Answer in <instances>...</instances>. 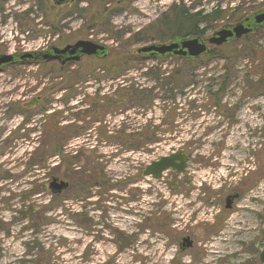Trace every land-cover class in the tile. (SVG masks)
Listing matches in <instances>:
<instances>
[{
	"label": "rangeland",
	"instance_id": "374dc122",
	"mask_svg": "<svg viewBox=\"0 0 264 264\" xmlns=\"http://www.w3.org/2000/svg\"><path fill=\"white\" fill-rule=\"evenodd\" d=\"M263 10L264 0H0V56L43 53L78 41L104 45L109 55L126 45L133 56L145 46L170 42L162 22L179 11L207 18L201 25L206 43L222 27ZM214 13L222 20L212 18ZM256 33L264 45V27ZM108 57H84L64 66L26 62L0 72V264H261L264 95L247 60L240 59L237 77L221 107L214 108L207 90L218 83L223 63L196 70L187 79L189 86L175 90L173 97L160 88L165 78L154 75L172 76L182 59L143 56V63H129L113 80L103 78L113 74L103 69ZM131 87L153 89L152 106L125 101L126 92L120 90ZM117 98L122 101L116 104ZM27 117L28 124L21 126ZM49 122L64 129L59 137H75L66 146L69 152L101 157L114 188L92 190V198L79 202L68 191L50 212L54 221L36 236L19 215L18 195L45 184L47 192L34 196L33 203L43 207L52 199L48 177L62 171L58 160L41 171L27 166V154ZM146 126L155 128L160 140L144 151L101 142L119 131L137 135ZM180 150L189 156L184 176L142 177L151 162ZM7 170L12 177L1 180ZM230 192L241 199L226 213L224 199ZM80 211L88 214L87 226L71 219L70 212ZM221 215L225 221L217 227ZM255 215L261 218V234L253 230ZM189 235L193 246L182 250V239Z\"/></svg>",
	"mask_w": 264,
	"mask_h": 264
},
{
	"label": "trees",
	"instance_id": "16d2710c",
	"mask_svg": "<svg viewBox=\"0 0 264 264\" xmlns=\"http://www.w3.org/2000/svg\"><path fill=\"white\" fill-rule=\"evenodd\" d=\"M215 17L217 21L222 20L218 13L212 14V18ZM207 23V18L201 16V14L190 15L188 12L179 11L171 19H165L162 22V30L169 33V39H184L189 37H200L204 35V30L201 25ZM261 30V29H260ZM259 30V31H260ZM258 32V31H257ZM256 34L249 35L240 41H230L228 44L222 47H215L211 51L194 60L182 59L180 61L181 66L170 74L154 75L157 80L164 79L166 83L160 85V88H166L169 93L173 95L174 91L186 89L191 81L187 79H193V74L201 67H207L211 62H220L224 66L222 68L223 73L219 75L218 83H214L211 86L208 85V93L211 94L214 108H220L221 99L224 97L227 88L230 87L232 81L237 77L235 72L236 67L240 59L247 60L252 70V75L259 78L258 88L262 89L260 95H264V45H259L256 40ZM129 47L124 45L118 48L115 53L110 54L108 59L104 61V71H110L113 74H105L103 78H111L113 80L119 79L121 74L126 70L129 63L134 65L143 63V56L135 54L129 55ZM162 76V77H160ZM162 81V80H161ZM72 85V82L70 83ZM247 86H251L252 82H245ZM171 87V88H168ZM216 88L214 91L212 88ZM69 88V87H67ZM63 89H66L65 87ZM61 90V89H60ZM121 91L126 92V100L129 103L136 102L140 106L151 107L153 101V89H141L135 90L134 87ZM210 98V99H211ZM122 99V98H121ZM120 98L114 102L117 104L120 102ZM40 104V103H39ZM38 104V105H39ZM46 110L42 109V113ZM26 115V113H23ZM28 116V115H27ZM29 122V118L23 119L21 126H26ZM103 122V121H101ZM106 129L105 126H102ZM152 126H146L137 135H123L120 131L117 132V137H101V142L114 144L123 148L125 151H144L149 146L159 142L160 138L156 137ZM64 129H61L55 122H49L45 125L43 137H39L38 146L27 154L28 162L27 166L32 170L41 171L46 169L48 164L56 158L59 162V173H52L48 178L65 180L69 184V188L62 195L53 196L48 205L41 207V205L33 203L34 196L47 192V187L42 184L38 190H26L18 195L22 199V205L20 207L19 215L22 220L26 221L29 230H31L36 236L46 230L49 225L54 221L50 212L56 209V206H61L66 193L73 191L76 194V201H87L92 198V190L103 189L104 192H110L114 185H111L110 180L106 177L101 157L87 155L85 152H69L66 148L68 142L75 137H59V133H64ZM52 134V135H48ZM58 134V135H55ZM49 136V137H48ZM57 136V137H56ZM85 155V156H84ZM10 171H3L1 180H9L12 175ZM80 199V200H79ZM66 211V210H64ZM67 212V211H66ZM71 219L78 226L88 223L89 217L87 213L70 212ZM166 227V226H165ZM2 232L6 236H9V229H3ZM40 249V246H39ZM39 264V263H38ZM41 264V263H40ZM43 264V263H42Z\"/></svg>",
	"mask_w": 264,
	"mask_h": 264
},
{
	"label": "water",
	"instance_id": "95a60500",
	"mask_svg": "<svg viewBox=\"0 0 264 264\" xmlns=\"http://www.w3.org/2000/svg\"><path fill=\"white\" fill-rule=\"evenodd\" d=\"M75 0H55L56 4H68ZM264 27V10L247 17L242 22L235 25H226L210 36L206 43L200 37L175 39L168 43L160 45H149L140 48L138 55L149 58H179L194 60L209 52V46L222 47L230 41H240L243 38L259 31ZM109 56L108 49L104 45H100L91 41H78L73 45L63 48H52L43 53H26L23 55H1L0 56V72L10 66L38 62H59L62 66L67 64H75L84 57H91L104 60ZM38 103L35 100L30 106ZM188 166V156L182 151L174 152L168 156L159 158L157 161L151 162L142 171L143 178L152 180H160L168 171L183 174ZM69 188V184L58 179H53L48 186L53 196L62 195ZM237 198V196L233 197ZM231 197L227 202L231 203ZM192 247L190 238H184L182 249L187 250ZM260 261L264 263V251L260 254Z\"/></svg>",
	"mask_w": 264,
	"mask_h": 264
},
{
	"label": "flooded vegetation",
	"instance_id": "af4514ba",
	"mask_svg": "<svg viewBox=\"0 0 264 264\" xmlns=\"http://www.w3.org/2000/svg\"><path fill=\"white\" fill-rule=\"evenodd\" d=\"M247 18V17H246ZM246 18H244L243 20H245ZM242 20V21H243ZM241 21V22H242ZM240 23V22H239ZM238 24V23H237ZM52 49V48H51ZM51 49H49V50H51ZM48 50V51H49ZM47 52V51H46ZM53 63H56V64H59V65H61L59 62H53ZM184 152V151H183ZM185 153V152H184ZM188 164H189V156H188ZM187 169H188V166H187V168H186V170H185V172L183 173V174H177L176 172H173V171H168V172H172V173H174V174H176L178 177H180V176H184V174L187 172ZM167 173V172H166ZM176 188H177V185H176ZM235 196H237V198H233V197H235ZM232 198L231 199V203H228L227 202V200H228V198ZM240 199H241V195H240V193H235V192H230L229 194H227L226 195V197H225V199H224V210H223V212H226V213H231L234 209H235V204H236V202H238V201H240ZM221 212V211H220ZM218 218H220V219H217L216 221H215V223L214 224H216V226L218 227L222 222H224L225 221V217L223 216V215H221L220 217H218ZM198 219V217H192L191 218V220H193V221H195V220H197ZM261 218L259 217V215H255V218H254V227H253V230H255L256 231V229H257V232H258V234H261ZM263 235H264V232H263ZM185 238H190V235L189 236H185ZM184 239V238H183ZM183 239H182V243H183ZM190 241H191V243H192V246H193V242H192V240H191V238H190ZM181 248H182V244H181ZM192 248V247H191ZM254 248H257V246L256 245H254ZM183 250V249H182ZM264 250H262L261 252H263ZM261 252L258 254V260H259V262L261 263V261H260V254H261ZM261 264H264V263H261Z\"/></svg>",
	"mask_w": 264,
	"mask_h": 264
}]
</instances>
